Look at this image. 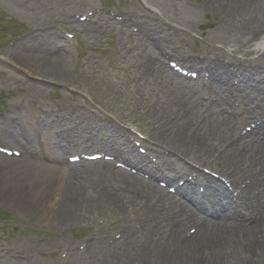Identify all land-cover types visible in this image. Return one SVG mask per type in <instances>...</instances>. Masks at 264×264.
Wrapping results in <instances>:
<instances>
[{
	"label": "rangeland",
	"instance_id": "374dc122",
	"mask_svg": "<svg viewBox=\"0 0 264 264\" xmlns=\"http://www.w3.org/2000/svg\"><path fill=\"white\" fill-rule=\"evenodd\" d=\"M201 2L202 0H0V59H3L0 61V111L20 103L24 106L27 104L26 107L29 108L51 106L57 107L56 109L86 104L97 112L102 110L119 119L128 128L136 129L151 139L149 109L168 108L170 98L172 101L170 88L173 84L170 80L164 82L157 76L150 78L147 73L140 74V65L135 66L133 58L123 57L119 53L116 47L117 36L93 34V39H86V36L77 35L75 41L64 45L68 53L65 73L61 78L53 80L48 77L40 80L32 74L30 68L17 64L16 49L11 50L6 43L35 28L53 25L56 21L65 19L67 13H83L93 6L117 12L136 11L145 5L167 20L175 30L182 31L176 32L184 40L174 38V43L168 42V46L178 54L191 56L206 52L211 55H226V51L234 48L233 42L229 45V41H233L230 36L233 38L234 30L220 23L219 14L215 11H207L202 15L191 9L194 4ZM33 45L35 43L19 49L30 52ZM60 46L56 44L57 48ZM211 47L213 50L210 51ZM251 47L249 46V50ZM241 51L237 57H242ZM88 53H92L93 59L83 68L79 61ZM145 80L151 81V84L143 85ZM175 95L181 97L179 92ZM22 163L18 164L19 168H28L23 167L25 162ZM1 166L11 167L13 162L0 158V171ZM30 168L32 167L28 169ZM33 168L31 170L38 169ZM86 180L85 183L92 185L99 181L94 177ZM21 184L22 187L15 191L17 186L15 188L10 184L5 187L0 181V246L26 253L27 260L20 264H143L139 253L143 250L148 253V248L139 250L130 249L129 246L121 247L119 244H106V236L123 230L122 227L131 225L139 216L129 214L125 218L120 211L114 210L112 213L98 202L82 204L72 195L62 197L59 186L54 183L52 185L50 181H38L31 188L28 180L23 178ZM22 188L30 190L23 193L25 190ZM13 192L23 194H17L13 200ZM27 193L29 195L25 196ZM9 219L13 220L6 222ZM80 234L83 236L77 238ZM88 241H92L90 248L75 254L70 251L65 258L61 257L72 246H81ZM0 264L12 263L0 261Z\"/></svg>",
	"mask_w": 264,
	"mask_h": 264
},
{
	"label": "bare ground",
	"instance_id": "6f19581e",
	"mask_svg": "<svg viewBox=\"0 0 264 264\" xmlns=\"http://www.w3.org/2000/svg\"><path fill=\"white\" fill-rule=\"evenodd\" d=\"M208 1L221 12L225 22L233 25L236 30L264 28V0ZM237 34L235 46L239 49L248 47L251 40L244 36L245 33L237 32ZM17 54L18 56L15 57L17 58L16 63L27 69L30 68L32 74L40 80H44L45 77L51 80L59 79L65 73L66 64L61 59L62 56L57 55V57L51 58L48 56L19 54L18 52ZM254 54H256V51ZM156 68L158 74L164 78L168 76L167 71L160 65ZM149 84H151L149 80H145L143 83V85ZM175 87L179 91L187 93L188 87H185L179 81L175 82ZM187 97L190 102L188 105L190 117L196 119L199 124L189 122V120L183 122L180 119L170 121L167 115L172 112L156 108L149 109V112H151L148 115L150 117L151 140L156 142L159 151L164 149L168 152V158H163V162L168 161L170 164L175 165L178 161L174 160L178 156L191 162L197 160L205 167L219 172L218 174L224 178L226 177L225 179H240L247 175L253 181L255 191L258 193H251V201L261 203L263 206L262 213H264V189L261 187L264 183V171H262L261 166L264 164V159L256 155L257 152L252 148H247L244 152H240L239 147L235 149V146L242 143L236 144L228 150H222V155L218 154L219 156L212 157L211 154L216 152L218 148L221 149V140L226 136V129L232 128L236 123L224 121L221 118L224 121L221 124L219 122L220 116L212 112H208L209 116L201 122L197 116L199 104L193 100L190 94ZM170 104L175 109L174 104L171 102ZM168 110H171V107ZM216 110H219V106H216ZM156 118L157 120L153 121ZM163 118L164 121H162ZM12 162L11 175L15 174V177L27 179L31 188L38 184V181H50L52 184L59 186L62 197L72 195L76 200H80L82 204L84 202H98L113 212L114 210L128 211L133 206L139 207L150 201L146 196L133 190L132 187L123 186L117 181H115L116 186L113 185V188L110 187L109 189L105 186L100 187L85 183L73 184L70 180V174H72V177L77 176L80 178L81 176H78L80 174L77 172L51 171L47 170L48 168L45 165L30 162H25L23 167L29 168L31 166L38 169H22L18 166L22 161L12 160ZM95 164L89 165L95 166ZM241 172L243 173L239 175ZM110 176L111 180L117 177L113 173H110ZM3 181H11V177H4ZM16 189L18 191L19 186ZM24 190L23 193L30 190V188H24ZM23 193L18 192L14 195H22ZM25 196L28 195L25 194ZM203 200L199 204L206 202L205 199ZM172 202L173 207H165V203L160 204L165 213L157 214L151 209L150 213L153 212L154 214L148 216L150 220L153 221L155 216H158V219L163 217L161 220L162 225L156 230L155 235L153 234L147 238L140 234L138 238L127 243V245L140 250L143 243L149 239L146 242V245H149L150 248L149 252L146 253L144 250L142 253L137 252L141 254L139 257L143 264H264V220L261 219L259 225L252 226L244 233L238 232L237 227L240 225L231 224L227 221L205 224L196 235L181 241L178 240L177 234L181 233L182 228L187 223L194 222L197 215L193 208L187 207L184 203L175 200ZM166 217L171 223L166 221ZM262 217L264 218V216ZM167 231L171 234L169 238L163 236V233ZM200 254L201 256H199Z\"/></svg>",
	"mask_w": 264,
	"mask_h": 264
}]
</instances>
